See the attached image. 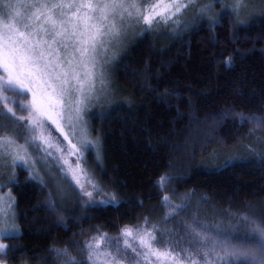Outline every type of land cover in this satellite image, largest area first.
<instances>
[{
    "label": "trees",
    "instance_id": "trees-1",
    "mask_svg": "<svg viewBox=\"0 0 264 264\" xmlns=\"http://www.w3.org/2000/svg\"><path fill=\"white\" fill-rule=\"evenodd\" d=\"M212 3L176 31L143 30L118 63V102L91 118L100 159L89 154L113 203L84 209L73 200L65 207L16 168L10 188L19 233L5 238L7 264H59L53 247L81 257L84 240L116 236L145 218L160 235L179 239L197 208L208 216L249 212L264 220V120L255 119L264 117V10L241 15L244 24L229 11L210 26L209 17L228 4ZM163 174L171 179L161 188ZM188 192V208L165 221V193L180 203Z\"/></svg>",
    "mask_w": 264,
    "mask_h": 264
},
{
    "label": "snow or ice",
    "instance_id": "snow-or-ice-1",
    "mask_svg": "<svg viewBox=\"0 0 264 264\" xmlns=\"http://www.w3.org/2000/svg\"><path fill=\"white\" fill-rule=\"evenodd\" d=\"M188 7H195L200 15H206L213 3L211 0L199 4L198 0H153L147 4L140 0H0V17H3L0 19V161L4 166L10 163L14 167L22 162L29 177L43 184L44 176L37 165H47L55 150L60 153L55 159L65 178L70 176L89 202L95 201L94 193L114 201L115 194L105 193L98 183L89 179L80 163L84 159L83 150L97 144L89 136L83 113L99 98L98 92L107 87L106 57L115 52L110 45L113 42L118 45L129 27L151 28L159 22L167 25ZM247 7V0H232L224 5L220 14L209 17L210 26L219 24L220 15L229 11L237 24L246 23L241 13ZM7 92L20 96L30 93L31 99L18 100ZM17 104L26 116L17 113L14 107ZM237 115L242 120H253L242 113ZM5 119L12 123H4ZM255 119L259 122L264 117ZM9 128L11 132L7 131ZM53 131L67 141V155L77 158L75 166L65 158ZM70 136L77 143H73ZM30 146L39 151V159L32 156ZM49 174L54 175L50 169ZM170 179L168 174L161 175L158 180L161 188ZM7 182H14V176H9ZM57 190L63 191L59 184ZM190 196V192L181 194V202L176 203L165 193L162 202L168 206V212L164 220L185 211ZM12 202L9 192L7 209H11ZM5 203V197L0 195V222L8 220ZM49 203L55 207L54 201ZM100 203H108V200L101 199ZM233 215L234 222L230 220L226 225L208 224L195 213L191 222L185 220L184 227L195 253L189 248L179 253L171 247L155 248L158 226L148 227L147 218L144 225L124 226L121 229L123 245L117 238L114 251L109 250L112 243L107 233L84 240L80 251L87 255L83 262L71 255L67 247H53L49 251L57 259L66 258L61 264H125V260L130 264H143L138 257H143V261L155 257L154 264H264V220L248 213ZM6 230L0 228V233ZM129 238L138 240L142 251H138ZM73 243L79 244L78 241ZM4 247L0 245V249Z\"/></svg>",
    "mask_w": 264,
    "mask_h": 264
},
{
    "label": "rangeland",
    "instance_id": "rangeland-1",
    "mask_svg": "<svg viewBox=\"0 0 264 264\" xmlns=\"http://www.w3.org/2000/svg\"><path fill=\"white\" fill-rule=\"evenodd\" d=\"M226 1L228 4L232 2V0H226ZM140 2L147 4V3L153 2V0H140ZM165 2H168V0H165ZM184 2H187V0H184ZM208 2L209 0H198V4L208 3ZM247 5L248 7L241 13V15L244 17L246 16L250 17L253 15H257L259 12L264 10V0H247ZM198 14L199 13L197 12L195 7H188L186 9H183L181 13L178 14L174 18V21H170L167 25H165L162 22H159V23H154L151 26V28H146V26H143V25L129 27L127 29L126 34L122 35L121 42L118 45L114 42L110 45V48L115 49V52L114 54L110 52L108 57H106L108 62L105 65L104 70L107 74V87L104 91L98 92L97 95L99 98L94 99L87 106V108L85 109L83 113V118L87 122L86 126L89 130V136L91 137L92 140L97 141V144L95 147H90L89 149L83 150L84 159L80 161L81 165L87 170L88 178L98 183L101 186V188H103L105 193H112V191H110L106 186H104L100 182V180H98V177L94 173V170L89 165L90 152L93 153L92 155L94 156L95 160H97V152L99 153V157H100V149H101L100 139L98 135L92 131V128H91V118L93 115L97 116V115L104 113L106 109H108L112 105H115L118 102L119 88L116 83L115 73H116V69H117L120 59L125 55V53L129 49V45L133 42L135 37L138 36V34L142 32L143 30L148 31V33L150 32V33H158V34L176 31L177 29H179V26L182 25L183 20L191 19L192 17L197 16ZM0 19H3V17H0ZM175 21H178V23H176ZM97 87L99 88V85H97ZM6 94L9 96H16L18 100L26 101V100L31 99L30 93H27L26 95H23V96H20L18 93H14V92H7ZM14 107H16L17 113L19 115H25V116L27 115L26 112H22L20 110L19 104L14 105ZM4 123H12V121H8L7 119H5ZM7 131L11 132L12 129L9 128L7 129ZM53 135L58 136V134L55 131H53ZM70 139L73 140V143H77V140L75 138L70 136ZM20 142H23L22 138ZM58 142L61 144L62 151L65 154V158L69 160L70 164L75 166L77 163V158L76 156L67 155V141L63 139L62 135L58 136ZM29 151L31 152L33 157H36L37 159H39L40 153L35 147L30 146ZM52 151H53V156L49 158L47 165L39 164V163L37 165L40 168L41 174L44 176V183L42 185H44L47 188V192H48L50 199L54 200V198H57V200H59L61 204L65 207L69 206V204H71V202H73L74 200L73 202L74 204H77L80 207H83L84 209L94 206V205H97V206L106 205L109 203H113L115 201V200L114 201L111 200L110 197L102 196L100 193H94L95 201L89 202L88 198L82 195V193L79 190V186L75 184V181L71 180L70 176L65 178L63 172L61 171L55 159V157L59 156L60 153H56L55 150H52ZM216 160L217 158H212L210 160V163H215ZM18 167L25 168L27 170V167L24 166L22 162H17L16 166L13 167L10 165V163H9V166H4V162L0 161V185H2V187H0V195H3L5 197V202H6L5 208H6L7 196L9 192L11 193V197L13 198L11 209L6 208V211L8 214V220L6 222H0V228L7 229L3 233H0V245L5 246L4 248L0 249V264H7L4 260V255L8 248V243L5 241V238L18 235L19 233V227L16 221L17 218H16V210H15V200H14V196L12 194L11 188H10V183L7 182L9 176H14V179H15V175H16L15 170ZM49 169H50V172L54 175L49 174ZM81 180L84 181L85 177L82 176ZM57 184H59L60 187L62 188L63 190L62 192L57 190ZM101 199H107L108 203H100ZM70 206H73V204H71ZM196 207L197 206L193 208H196ZM201 212L202 210L200 208H197L192 212V214L195 213L196 215L199 216L201 220L205 221L208 224H214V223L220 222L226 225L230 220H232L233 222L235 220L233 213H230V212H228L226 215H217V214L210 215L209 214V216ZM242 213H248L250 215H253L252 213H249V212H242ZM13 214H14V217H13ZM254 216L256 215L254 214ZM136 226H140V225H136ZM132 227H135V226H132ZM182 230H183L182 236L180 237V235H177L178 237H180L179 239L176 237V235H173V237L171 235L166 236L164 232H163L164 235L162 236L159 234L158 230H156L155 235L157 237V242L153 246L161 250H163L166 247H171L173 251L178 252V253L181 252V249L183 248H189L191 251L195 253L196 251L195 247L189 243V237L187 235V230L185 229V227H183ZM101 234L95 235V236L99 237ZM107 236L110 238V242L112 243V247L109 248L110 251L115 250V241L117 238H119V243L123 245V237L121 235V231L116 236H110V235H107ZM129 239H130V242L133 243L134 246L137 247L138 251H142V249L139 246L138 240L133 241L131 240V238ZM128 254L130 257L132 256L130 250ZM86 255H87L86 252H82L81 257L77 255H73V256H75L78 261L83 262ZM181 255H184V253H181ZM196 258L202 259L201 257H196ZM63 259H66V258L61 257L60 259H57L58 263L61 264V261ZM137 259H140L143 262V264H154L155 262V257L150 258V260L148 261H143V257H138ZM125 264H130L129 260H125Z\"/></svg>",
    "mask_w": 264,
    "mask_h": 264
}]
</instances>
